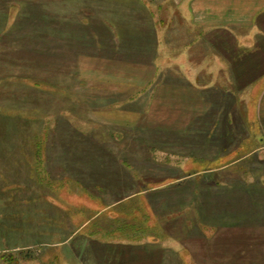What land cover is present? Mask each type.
Instances as JSON below:
<instances>
[{
  "label": "rangeland",
  "instance_id": "1",
  "mask_svg": "<svg viewBox=\"0 0 264 264\" xmlns=\"http://www.w3.org/2000/svg\"><path fill=\"white\" fill-rule=\"evenodd\" d=\"M86 3L0 0V264H97L95 242L157 247L161 264H264V163L244 106L219 85L186 132L140 126L156 87L194 83L179 69L200 62L174 45L163 62L160 29ZM133 65L159 71L130 93L119 76Z\"/></svg>",
  "mask_w": 264,
  "mask_h": 264
},
{
  "label": "crops",
  "instance_id": "2",
  "mask_svg": "<svg viewBox=\"0 0 264 264\" xmlns=\"http://www.w3.org/2000/svg\"><path fill=\"white\" fill-rule=\"evenodd\" d=\"M92 1L93 6L85 5L92 12L129 17L130 24L125 26L129 29H160L163 62L170 63V57L175 56L169 53L173 45L179 49V62L182 58L187 61L190 55L200 62L194 64L193 69H182L181 64H177L179 71L185 72L184 77H193L195 82L156 87L147 114L138 115L140 121L135 123L142 126L144 119L147 125L161 127V130L184 133L195 121L207 115L213 102L218 101L219 85L225 86L229 90L221 88L222 94L231 96L234 101L237 97L235 102L244 106L241 125L248 126L250 137L247 140L253 138L259 143L258 155L261 154L259 158L264 160V0ZM4 8L8 13V8ZM142 17L149 20L135 25L134 18ZM103 19L113 22L114 29L125 28L123 20L117 22L115 17L113 20ZM129 68L119 78L129 79L130 93L140 91L139 85L140 88H149L159 71L144 65ZM202 78L210 79L209 85H197V79ZM211 94L213 101L208 98ZM127 116L128 122L134 119L132 113L124 115ZM162 252L157 247L125 244L93 245L87 253L98 260L97 264H161L158 253Z\"/></svg>",
  "mask_w": 264,
  "mask_h": 264
},
{
  "label": "trees",
  "instance_id": "3",
  "mask_svg": "<svg viewBox=\"0 0 264 264\" xmlns=\"http://www.w3.org/2000/svg\"><path fill=\"white\" fill-rule=\"evenodd\" d=\"M259 161H260L259 163H264V160H263V159H259ZM177 186H180V185L178 184ZM218 186H219L218 183H212V182H211V183H210V187H209V192H208V193H211V194L214 195V192H213L212 189H213V188L216 189ZM145 192H147V191H145ZM137 193H138V194H137ZM137 193H136V196L141 195L142 193H144V190L140 189V191H138ZM148 194H149V193H147V194L145 193V196H146L147 200H150ZM150 194H152V193H150ZM150 194H149V195H150ZM134 196H135V195H134ZM119 202H120V201H119ZM119 205H120V204H119ZM223 216H224V217H225V216L229 217V216H231V215L227 213V214H224ZM131 230H135V231H136V229H135L133 226H131ZM137 232H142V233L144 234V230L141 231L140 229H138ZM135 233H136V232H135ZM143 234H142V235H143ZM145 235H147V234H145ZM132 241H136V240H132ZM137 241H138V240H137ZM95 243H96V242H95ZM95 243L92 244V246L95 245ZM98 244H99V243H98ZM117 245H121V244H117Z\"/></svg>",
  "mask_w": 264,
  "mask_h": 264
}]
</instances>
